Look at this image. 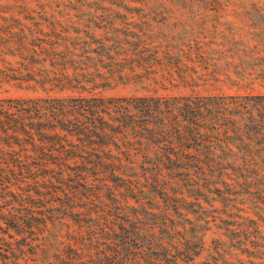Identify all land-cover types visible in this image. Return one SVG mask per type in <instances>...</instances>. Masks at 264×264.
<instances>
[{
	"label": "trees",
	"instance_id": "obj_1",
	"mask_svg": "<svg viewBox=\"0 0 264 264\" xmlns=\"http://www.w3.org/2000/svg\"><path fill=\"white\" fill-rule=\"evenodd\" d=\"M150 37L111 21L0 35V83L45 92L0 96V264H264V92L92 91L217 78Z\"/></svg>",
	"mask_w": 264,
	"mask_h": 264
},
{
	"label": "rangeland",
	"instance_id": "obj_2",
	"mask_svg": "<svg viewBox=\"0 0 264 264\" xmlns=\"http://www.w3.org/2000/svg\"><path fill=\"white\" fill-rule=\"evenodd\" d=\"M16 1L19 0H0V35L22 27L44 30L89 24L94 27L111 21L121 29L145 31L151 35L147 40L157 50V57H176L195 71L191 73L199 75L210 69L217 70V78L211 77L198 85L166 88L149 85L144 89L120 84L97 87L94 92L106 95L153 91L264 92V0H125L136 8L125 10L112 6L83 11L57 5L61 0H24L23 8L8 6ZM168 46L174 55H165ZM186 49L190 51L186 53ZM36 94L45 92L40 88H24L13 80L0 83V96ZM211 236H206V242Z\"/></svg>",
	"mask_w": 264,
	"mask_h": 264
}]
</instances>
